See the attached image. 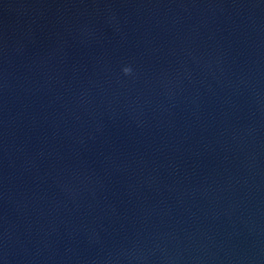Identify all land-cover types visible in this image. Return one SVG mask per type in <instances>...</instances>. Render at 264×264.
<instances>
[{"label": "water", "instance_id": "obj_1", "mask_svg": "<svg viewBox=\"0 0 264 264\" xmlns=\"http://www.w3.org/2000/svg\"><path fill=\"white\" fill-rule=\"evenodd\" d=\"M0 264H264V0H0Z\"/></svg>", "mask_w": 264, "mask_h": 264}, {"label": "clouds", "instance_id": "obj_2", "mask_svg": "<svg viewBox=\"0 0 264 264\" xmlns=\"http://www.w3.org/2000/svg\"><path fill=\"white\" fill-rule=\"evenodd\" d=\"M126 71H127V69H126Z\"/></svg>", "mask_w": 264, "mask_h": 264}]
</instances>
